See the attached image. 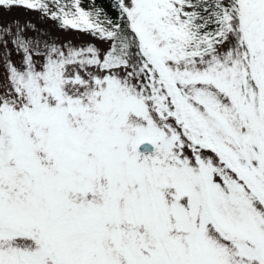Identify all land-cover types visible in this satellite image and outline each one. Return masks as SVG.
<instances>
[{
  "label": "snow or ice",
  "instance_id": "obj_1",
  "mask_svg": "<svg viewBox=\"0 0 264 264\" xmlns=\"http://www.w3.org/2000/svg\"><path fill=\"white\" fill-rule=\"evenodd\" d=\"M0 264H264V0H0Z\"/></svg>",
  "mask_w": 264,
  "mask_h": 264
},
{
  "label": "rangeland",
  "instance_id": "obj_2",
  "mask_svg": "<svg viewBox=\"0 0 264 264\" xmlns=\"http://www.w3.org/2000/svg\"><path fill=\"white\" fill-rule=\"evenodd\" d=\"M13 14H20L23 15V10H19L18 12H14ZM33 18L34 14H33ZM54 35H58L61 39H73L74 41L77 40L78 34L75 32H68V33H55Z\"/></svg>",
  "mask_w": 264,
  "mask_h": 264
},
{
  "label": "water",
  "instance_id": "obj_3",
  "mask_svg": "<svg viewBox=\"0 0 264 264\" xmlns=\"http://www.w3.org/2000/svg\"><path fill=\"white\" fill-rule=\"evenodd\" d=\"M143 147H144V146H142V150H143Z\"/></svg>",
  "mask_w": 264,
  "mask_h": 264
}]
</instances>
